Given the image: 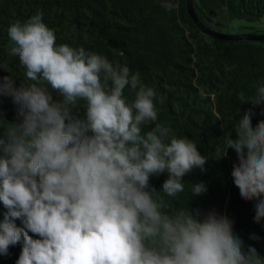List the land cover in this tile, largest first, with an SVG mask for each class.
<instances>
[{
  "label": "clouds",
  "instance_id": "obj_1",
  "mask_svg": "<svg viewBox=\"0 0 264 264\" xmlns=\"http://www.w3.org/2000/svg\"><path fill=\"white\" fill-rule=\"evenodd\" d=\"M161 6L176 5L163 0ZM7 35L8 54L19 58L32 83L17 87L11 76L0 78V97H10L16 112L12 122L0 115V204L6 210L0 256L20 244L15 264H264L255 247L245 250L226 215L177 208L165 199L184 192L182 178L204 172L208 157L192 140L170 138V128L154 124L157 92L138 72L82 47L58 45L41 13L15 20ZM126 87L135 92L131 102ZM251 87L252 95L237 96L254 108L264 102V84ZM253 115L249 108L232 117L216 157L235 152L233 183L241 200L255 201L259 223L264 121L253 126ZM165 172L161 189L150 187V176ZM190 191L201 196L207 188L196 182Z\"/></svg>",
  "mask_w": 264,
  "mask_h": 264
},
{
  "label": "trees",
  "instance_id": "obj_2",
  "mask_svg": "<svg viewBox=\"0 0 264 264\" xmlns=\"http://www.w3.org/2000/svg\"><path fill=\"white\" fill-rule=\"evenodd\" d=\"M0 0V78L11 76L15 86L32 81L25 76L19 58L7 52V29L41 13L42 21L56 35V43L84 48L108 59L113 65L127 66L140 74L141 81L157 92L156 108L160 124L171 129L169 137H187L199 152L208 157L205 171L195 169L182 179L184 192L165 197L177 208L201 212L215 210L233 222V232L264 257V219L255 223V201H243L231 177L237 157L232 149L222 153V137L235 120L249 108L252 124L264 121V102L253 106L240 104L241 91L252 95L253 81L264 84V41H222L203 34L187 14L185 0ZM201 22L216 30L227 18L264 21V0H193ZM264 27V23L262 24ZM259 35L264 32H253ZM51 91V90H50ZM53 99H59L55 92ZM129 102L135 92L126 87ZM240 110L239 114L236 112ZM82 111V109H81ZM0 115L16 120L10 97H0ZM154 124L148 125L150 130ZM0 125V137H3ZM235 138V133H232ZM167 173L150 176L149 185L159 191ZM203 182L207 191L191 196V184ZM191 183V184H190ZM6 210L0 204V220ZM15 224L23 227L22 221ZM255 234L259 240H251ZM29 235H32L29 233ZM38 238V237H34ZM21 245L10 246L0 264H15Z\"/></svg>",
  "mask_w": 264,
  "mask_h": 264
},
{
  "label": "water",
  "instance_id": "obj_3",
  "mask_svg": "<svg viewBox=\"0 0 264 264\" xmlns=\"http://www.w3.org/2000/svg\"><path fill=\"white\" fill-rule=\"evenodd\" d=\"M186 1V10L189 17L192 19L194 25L199 28V30L212 38L222 40V41H255V42H261L264 41V34H236V35H230V34H223L220 33L203 22H201L195 12L194 9V3L193 0H185Z\"/></svg>",
  "mask_w": 264,
  "mask_h": 264
},
{
  "label": "rangeland",
  "instance_id": "obj_4",
  "mask_svg": "<svg viewBox=\"0 0 264 264\" xmlns=\"http://www.w3.org/2000/svg\"><path fill=\"white\" fill-rule=\"evenodd\" d=\"M263 23V20L249 22L245 19L227 18L222 27H216L215 29L220 33L230 35L251 34L255 31L264 32Z\"/></svg>",
  "mask_w": 264,
  "mask_h": 264
}]
</instances>
